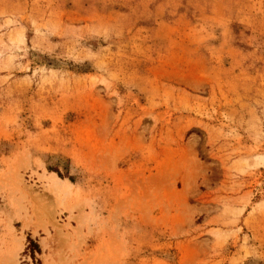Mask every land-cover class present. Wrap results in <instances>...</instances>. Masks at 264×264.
<instances>
[{"label": "rangeland", "instance_id": "rangeland-1", "mask_svg": "<svg viewBox=\"0 0 264 264\" xmlns=\"http://www.w3.org/2000/svg\"><path fill=\"white\" fill-rule=\"evenodd\" d=\"M0 208V264H264V0H0Z\"/></svg>", "mask_w": 264, "mask_h": 264}, {"label": "crops", "instance_id": "crops-1", "mask_svg": "<svg viewBox=\"0 0 264 264\" xmlns=\"http://www.w3.org/2000/svg\"><path fill=\"white\" fill-rule=\"evenodd\" d=\"M1 210V212H2V219L4 220V221H6L7 220V217H8V214H9V212L8 211H6V208H4V209H2V208H0ZM4 212H7V213H4ZM6 215H7V217H6ZM19 221H16L15 222V220L14 221H12V226L16 229V227H15V225L18 223ZM22 223V222H21ZM3 227L1 226L0 227V240H4V239H6L5 238V235H7V233L4 231V229H2ZM20 228H22V226L20 227ZM18 232V235H17V238H21V232L20 231H17ZM32 232V231H31ZM24 248L26 247V243H27V236H28V232H24ZM33 237V236H32ZM18 246H21V245H18ZM18 246H16V247H18ZM16 249V248H15Z\"/></svg>", "mask_w": 264, "mask_h": 264}, {"label": "bare ground", "instance_id": "bare-ground-1", "mask_svg": "<svg viewBox=\"0 0 264 264\" xmlns=\"http://www.w3.org/2000/svg\"><path fill=\"white\" fill-rule=\"evenodd\" d=\"M51 180L53 181V187L55 188L56 186L59 185L60 183V179L57 176H52ZM60 186V185H59ZM22 250V246H18L16 247L15 250H13V253L11 254V257L13 256V259L16 257V255L18 254V252H20Z\"/></svg>", "mask_w": 264, "mask_h": 264}]
</instances>
